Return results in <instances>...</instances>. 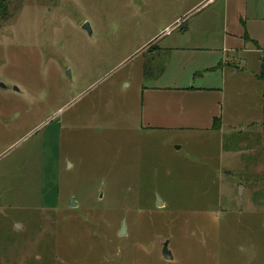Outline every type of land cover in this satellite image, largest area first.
I'll use <instances>...</instances> for the list:
<instances>
[{"label":"rangeland","instance_id":"rangeland-1","mask_svg":"<svg viewBox=\"0 0 264 264\" xmlns=\"http://www.w3.org/2000/svg\"><path fill=\"white\" fill-rule=\"evenodd\" d=\"M223 5L9 0L0 264H264V80L252 64L227 71L223 112L234 120L221 133L139 122L143 87L190 85L226 56ZM220 74L205 80L220 85Z\"/></svg>","mask_w":264,"mask_h":264},{"label":"crops","instance_id":"crops-1","mask_svg":"<svg viewBox=\"0 0 264 264\" xmlns=\"http://www.w3.org/2000/svg\"><path fill=\"white\" fill-rule=\"evenodd\" d=\"M210 27L211 23L207 22L204 29H210ZM222 28L225 33L222 53L226 56L222 57L219 63L217 62V66L210 65L204 68L205 76L195 75L191 78L192 84L182 87L178 85L143 87L139 121L142 125L169 132L195 130L221 133L225 127L224 122L234 120L230 117L226 118L223 112L224 86L226 77L231 73L227 74V71L232 66V77L235 78L252 64V77L259 80L263 78L264 0H224ZM248 53H255L256 57L247 59L246 54ZM228 54H232L231 57ZM228 58L231 60L229 61ZM218 69L221 71L220 85L207 83L211 81L205 78H217L216 70ZM198 78L204 80L202 82L207 85H194ZM261 92L258 105L263 112L264 89ZM216 121L220 122L218 130L213 129V123ZM255 121L259 122V131L264 133L263 113L261 118ZM257 142L264 143V136H258ZM42 201V203L46 202L43 199Z\"/></svg>","mask_w":264,"mask_h":264},{"label":"water","instance_id":"water-1","mask_svg":"<svg viewBox=\"0 0 264 264\" xmlns=\"http://www.w3.org/2000/svg\"><path fill=\"white\" fill-rule=\"evenodd\" d=\"M84 29H89V26L88 24H85L83 26ZM1 86H4V85H1ZM15 89V88H14ZM16 90V89H15ZM240 190H242L240 188ZM163 205V202L160 200V198L157 196L156 197V206L157 207H160ZM73 206H75V203L73 202ZM126 234V226H125V220L123 221L122 223V226H121V229L120 231L118 232V235L119 236H124ZM161 255L163 257L164 260H167V261H172V254L171 252L169 251L168 249V242H165L164 245H163V249L161 251Z\"/></svg>","mask_w":264,"mask_h":264},{"label":"trees","instance_id":"trees-1","mask_svg":"<svg viewBox=\"0 0 264 264\" xmlns=\"http://www.w3.org/2000/svg\"><path fill=\"white\" fill-rule=\"evenodd\" d=\"M9 0H0V19L6 20L9 15L8 10ZM262 79H264V75H262ZM263 117H264V106H263ZM264 127V122H263ZM220 128V122H214L213 123V129L218 130Z\"/></svg>","mask_w":264,"mask_h":264}]
</instances>
